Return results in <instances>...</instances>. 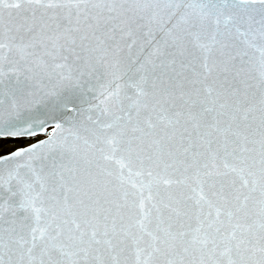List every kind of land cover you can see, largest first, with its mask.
<instances>
[{
  "label": "snow or ice",
  "instance_id": "1",
  "mask_svg": "<svg viewBox=\"0 0 264 264\" xmlns=\"http://www.w3.org/2000/svg\"><path fill=\"white\" fill-rule=\"evenodd\" d=\"M0 264H264V0H0Z\"/></svg>",
  "mask_w": 264,
  "mask_h": 264
}]
</instances>
